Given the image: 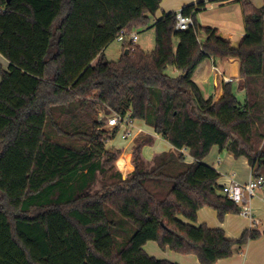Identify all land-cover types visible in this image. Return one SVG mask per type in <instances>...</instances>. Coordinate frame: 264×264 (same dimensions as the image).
Returning <instances> with one entry per match:
<instances>
[{
	"label": "trees",
	"instance_id": "obj_1",
	"mask_svg": "<svg viewBox=\"0 0 264 264\" xmlns=\"http://www.w3.org/2000/svg\"><path fill=\"white\" fill-rule=\"evenodd\" d=\"M162 1L0 0V56L9 63L0 66V264H174L149 256V242L218 264L261 238L252 229L231 241L182 219L196 223L203 208L221 222L241 212L204 163L214 147L264 178V5L197 0L181 10L193 25L177 31L176 12L153 23ZM209 1L241 5L237 48L200 24ZM151 25L154 51L130 44L118 62L105 59L122 31ZM208 59L240 61L244 104L232 84L219 101L205 97L194 75ZM102 113L144 122L174 151L146 161L153 140L145 139L133 150L134 172L110 175L123 151L107 149L120 128L105 130ZM118 166L130 169L127 160Z\"/></svg>",
	"mask_w": 264,
	"mask_h": 264
},
{
	"label": "crops",
	"instance_id": "obj_2",
	"mask_svg": "<svg viewBox=\"0 0 264 264\" xmlns=\"http://www.w3.org/2000/svg\"><path fill=\"white\" fill-rule=\"evenodd\" d=\"M253 5L261 8L264 5V0H251ZM197 0H163L160 9L153 18V23L163 17L164 14L172 12H180L184 7L197 5ZM198 20L204 27L217 29L220 36L231 42L234 48H237L245 38V28L243 21V13L241 5L237 2L229 3H214L207 2L205 9L198 14ZM152 30V25L150 27ZM177 44V43H176ZM126 49L125 54L128 52ZM106 51V50H105ZM216 66L226 76L235 78L236 81L232 83L236 96L244 97V81L240 77V61L236 59H229L224 62H216ZM0 66L4 71L9 68V63L2 56H0ZM195 82L203 91L205 97H213L215 101H219L223 97L222 79L213 71L212 60H206L196 71L194 75ZM1 82V77H0ZM134 135L133 138H127L122 131V139L127 141L120 144V150L123 151L122 156L127 158L130 169L121 170L118 167L124 179L128 178L135 170L132 164V153L138 141L146 137H151L153 143L147 145L142 150V156L146 161H152L155 155L162 153L173 152L174 148L169 142L158 136L154 129L147 126L142 121H134ZM120 133V134H121ZM123 145V146H122ZM129 150L126 151V150ZM121 156V157H122ZM120 157V158H121ZM187 162H193L190 158ZM204 163L214 168L219 174L218 185L224 187L229 183V179H235L242 185L248 184L253 179L252 168L245 158L235 159L234 156L227 151H220L218 147H214L211 154L204 160ZM264 194L262 191L257 192L256 197L251 199L249 206L252 209V218H246L242 215H228L225 220L221 222L215 210L210 208H203L198 213L196 223L182 219L186 224L193 225L197 228L207 226L210 229L223 230L226 238L231 241L239 240L246 231L256 229L261 233V238L256 241H251L244 246L236 245L234 247L233 256L229 259H224L218 264H264ZM145 252L161 261H168L174 264H200L199 260L194 255H179L169 251L170 259H158L156 255L161 253L167 254V251H160L161 249L155 242H149L144 247Z\"/></svg>",
	"mask_w": 264,
	"mask_h": 264
},
{
	"label": "built area",
	"instance_id": "obj_3",
	"mask_svg": "<svg viewBox=\"0 0 264 264\" xmlns=\"http://www.w3.org/2000/svg\"><path fill=\"white\" fill-rule=\"evenodd\" d=\"M176 30L186 31L193 25V20L191 16H184L182 12L177 13L176 18ZM118 42L128 46L130 44L136 45L138 42L137 34L133 32L122 31L117 37ZM213 71L221 77L222 83L232 84L236 81L235 78L226 77L216 66L213 59ZM108 127L114 129L116 127L122 128L124 131V136L127 138H133L134 135V121L131 120L130 116L122 117L119 115H112L108 120ZM185 155L186 152L183 151ZM262 191L264 194V178H253L248 184L242 185L235 179H229V183L223 187V194L232 202L241 207L240 215L246 218H252V209L249 206L251 199L256 197L257 192ZM264 202V197H263Z\"/></svg>",
	"mask_w": 264,
	"mask_h": 264
},
{
	"label": "rangeland",
	"instance_id": "obj_4",
	"mask_svg": "<svg viewBox=\"0 0 264 264\" xmlns=\"http://www.w3.org/2000/svg\"><path fill=\"white\" fill-rule=\"evenodd\" d=\"M152 20H153V18H152ZM150 27L151 26H149L147 28H134L132 30V32L134 34H137V36H138V42L136 43V46H139L141 49H143L147 53H151L155 49V30H152ZM174 43L176 45L177 41L175 40ZM125 51H126V49L124 48V44H122L118 41H115L106 49L104 56H105V59L109 62H118L121 59V57L125 54ZM167 74L171 77H174V78H176L180 75V73L173 67H170L167 70ZM237 98H238L240 103L244 104V102H245L244 97H240V96L238 97L237 96ZM110 118H111V116L106 118L103 113L99 115L100 121H108ZM104 129L107 131L112 130L111 128L108 127V125H105ZM122 131H123V129L121 128L117 137L108 144L107 149L109 151L119 150L121 148L120 144L127 142V141H124L122 139V133H121ZM54 138L62 144H66V145L72 144L76 148H79V147L85 145L84 141L72 140V139H68L66 137H54ZM148 138H151V137H146L145 139H148ZM139 142H141V140H139L138 143ZM126 151L129 152L128 149ZM120 157L118 158L117 162L114 164V170H112L110 172V175L115 174L116 171L119 172V170H118L119 166L118 165H120V163L127 160V158H125L124 156H122L121 158ZM186 158H187V160L190 159V157L188 155L186 156ZM126 179H124V180H126ZM98 188H100V185L97 186V189ZM0 196H1V194H0ZM160 251L164 252L163 250H160ZM170 255H172V254L168 250L167 254L159 252V254L156 256L158 259H170Z\"/></svg>",
	"mask_w": 264,
	"mask_h": 264
},
{
	"label": "water",
	"instance_id": "obj_5",
	"mask_svg": "<svg viewBox=\"0 0 264 264\" xmlns=\"http://www.w3.org/2000/svg\"><path fill=\"white\" fill-rule=\"evenodd\" d=\"M129 54V51L126 53V55ZM192 111L195 113L196 112V108H193Z\"/></svg>",
	"mask_w": 264,
	"mask_h": 264
}]
</instances>
